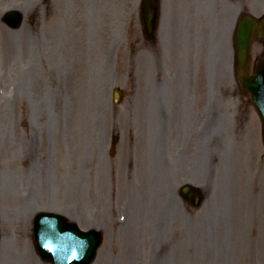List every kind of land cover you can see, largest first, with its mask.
Masks as SVG:
<instances>
[{
  "label": "rangeland",
  "instance_id": "374dc122",
  "mask_svg": "<svg viewBox=\"0 0 264 264\" xmlns=\"http://www.w3.org/2000/svg\"><path fill=\"white\" fill-rule=\"evenodd\" d=\"M140 1L0 0V264H50L40 212L103 230L91 264H264L261 126L231 42L264 0H162L158 54Z\"/></svg>",
  "mask_w": 264,
  "mask_h": 264
},
{
  "label": "water",
  "instance_id": "95a60500",
  "mask_svg": "<svg viewBox=\"0 0 264 264\" xmlns=\"http://www.w3.org/2000/svg\"><path fill=\"white\" fill-rule=\"evenodd\" d=\"M159 6L157 0H143L141 20L145 37H153L157 28ZM6 22L17 26L21 16L15 12L7 15ZM255 40L264 43V18L257 20L244 15L238 24L235 34V50L241 85L251 96L253 104L262 120L264 140V55L257 62L254 74L249 75L251 64V48ZM120 95L115 93V98ZM193 191L185 189V193ZM194 192V191H193ZM195 195L197 191L195 190ZM103 237L95 230L83 232L75 223L64 216L42 213L37 216L35 227V243L43 259L53 264H91L102 243Z\"/></svg>",
  "mask_w": 264,
  "mask_h": 264
},
{
  "label": "flooded vegetation",
  "instance_id": "af4514ba",
  "mask_svg": "<svg viewBox=\"0 0 264 264\" xmlns=\"http://www.w3.org/2000/svg\"><path fill=\"white\" fill-rule=\"evenodd\" d=\"M159 42H160V39H159V41H157V43L156 44H153V43H150V47H149V50H151L152 51V53H156V54H158V45H159ZM183 200V199H182ZM184 201V200H183Z\"/></svg>",
  "mask_w": 264,
  "mask_h": 264
},
{
  "label": "bare ground",
  "instance_id": "6f19581e",
  "mask_svg": "<svg viewBox=\"0 0 264 264\" xmlns=\"http://www.w3.org/2000/svg\"><path fill=\"white\" fill-rule=\"evenodd\" d=\"M204 33H208V29L207 28H205V31H204ZM205 129H207V126H206V128ZM129 186L128 187H133V186H137V185H133L132 183H131V181L129 182ZM140 187V186H139ZM203 190V189H202ZM203 194H204V191H203ZM205 195V194H204Z\"/></svg>",
  "mask_w": 264,
  "mask_h": 264
}]
</instances>
